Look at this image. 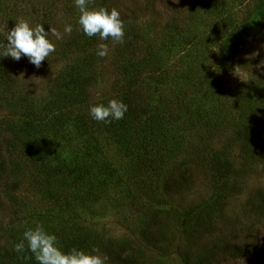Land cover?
<instances>
[{
	"label": "trees",
	"instance_id": "1",
	"mask_svg": "<svg viewBox=\"0 0 264 264\" xmlns=\"http://www.w3.org/2000/svg\"><path fill=\"white\" fill-rule=\"evenodd\" d=\"M90 2V9H111L119 0ZM22 4L23 0H0V42L21 20L32 27L43 24L45 31L55 28L62 32L65 24H71V34L54 43L55 52L45 61H65L70 54L72 62L48 85L45 102L35 103L18 83L19 71L14 70L10 58L0 56V109L5 113L0 118V264H36L27 247L16 253L14 244L40 221L36 220L46 211L45 205L55 207L60 218L67 214V218H79L80 213L68 210L71 204H81L84 212L104 197L106 188L100 185L99 192L95 190L99 184L90 181L94 174L108 186L125 188L121 195L130 205L127 229L136 230V235H131L134 241L104 238L95 231L87 233L83 224L74 221L72 243L77 247H73L89 253L96 248L100 255H107V264H143L142 243L162 250L160 256L167 257L171 244L167 237L172 232L166 231L165 217L174 196L186 186L192 188L197 168L207 178L208 198L177 210L183 245L177 263L219 264L244 256V243L222 223L230 220L225 207L240 192L238 186H244L258 166L264 169V85L241 86L246 95L230 98V89L219 78L223 70L214 69L229 66L264 33V0H248L250 7L239 20L233 21L232 12H221L224 25L218 29L215 43L219 47L215 68H207L204 75L205 57L196 43L174 44L169 39L158 44L150 26L141 27L136 19L120 15L128 37L122 44L115 43L110 58L115 96L128 110L122 120L110 124L96 122L88 114L90 105H107L87 92L98 75L95 65L101 58L93 55L101 41L79 31V12L73 0H28ZM196 12L193 9L192 16ZM55 17L61 20L57 27L51 26ZM110 42L102 41L108 48ZM255 86L261 94H252ZM57 143L81 145L80 163L51 164L47 155ZM113 147L121 155L118 168L104 158L105 149ZM253 164L248 175L246 168ZM57 177L63 191L53 189ZM73 189L81 201L74 199ZM245 204L264 220V187ZM217 224L223 227L218 233ZM43 228L46 230L45 222ZM197 231L207 239L201 255L191 250Z\"/></svg>",
	"mask_w": 264,
	"mask_h": 264
},
{
	"label": "rangeland",
	"instance_id": "2",
	"mask_svg": "<svg viewBox=\"0 0 264 264\" xmlns=\"http://www.w3.org/2000/svg\"><path fill=\"white\" fill-rule=\"evenodd\" d=\"M27 1L28 0H23L22 6H25ZM247 1L248 0H207V2L206 0H119V2L112 3L111 6L119 11L120 15H127L128 17L136 19L139 26H150L152 33H154L156 38H159H157L158 44H160L161 41L168 40L169 42V39L174 44H184L187 42L196 43L198 51H201L205 57L202 61L204 67L201 72V75H204L207 68H215V59L217 57V49L219 48L215 46V43L218 39V29L224 25V22L220 18L221 12H232L233 21H235V19L239 20L250 7V5H246ZM193 9L198 10V12L195 13L197 16H194L195 14L192 16L191 11ZM57 20L58 17H55L51 22V26L58 25L61 20ZM48 37L52 43L57 41L51 34ZM126 37H128V35H125L124 39H126ZM110 44L108 56L96 62L95 71L98 75L95 78L94 84L90 86L89 91H87L93 100L105 104H107L109 100L117 99L114 93L115 75L112 73L113 62H111L112 59L110 58L112 56V50L115 51L114 46L116 44L112 41ZM69 55L70 54H67L65 61H63L64 59L47 60L44 62L46 66L41 64L39 68L31 65L27 59L23 57H21L19 61L9 59V62H12L15 71H19L16 76L18 78V83L31 94L32 100L35 103H44L49 95L47 89L48 85L53 83L55 75L57 77V75L63 72L66 66L71 64L72 61L68 59ZM71 56L73 57V55ZM209 60L211 62L210 67L208 65ZM213 60L214 62L212 63ZM66 61L68 64H66ZM171 63L172 61L170 60L168 64ZM242 66L243 68L245 67L246 70L240 68ZM215 70H223L219 78L221 83L226 88L230 89L228 93L230 98L239 96L243 98L247 92L243 89L245 86H247L246 89H251L252 85L255 83L264 85V33L241 50L229 66L226 65L222 67V69L219 68L214 69V71ZM186 75L189 78V75ZM252 94H261L258 86L253 88ZM4 117L5 113L0 109V118ZM79 135L81 134L79 133L78 136ZM57 144L58 145H54L49 149L50 151L47 155L51 164L63 161L64 165L70 166L73 160L80 163V154L82 153L80 151L83 149L81 145L78 144L77 146L65 147L62 143ZM118 153V149L115 147L109 150L107 148L105 149L104 158L106 163L111 165V167H119L118 163L120 162L119 159L121 155ZM184 160L190 159L184 158ZM254 166L255 164L249 167L247 166L246 169L249 171H246V173L248 175L251 170H253ZM263 171V167L258 166L250 175L251 177H248L247 183H245L244 186H238L241 188L240 192L235 189L234 192L238 193L234 194L226 204L225 208L230 220H226V222L222 224L227 227L228 232L240 237V241L242 240L244 243L243 247L245 250L244 256L230 260L225 259L219 264H264V220L258 217L257 214L255 215V213H252L247 208V204H245L246 200L251 197L257 189L264 187ZM194 174L196 176V181H193L192 188L189 189L188 186L185 185L186 189H182L180 193L174 196V199L171 200L173 201L172 209L165 217V222L169 225L166 231H168V233L172 232V234L167 237L171 242L167 257L160 256L162 250L154 249V246H150L148 243H142L140 245L138 242L136 244L138 246L140 245L145 258L143 264H178L176 260H179L180 253H182L178 251L183 248V245L177 226L179 223L177 210L180 207L186 206V204H197L201 202L200 200H206L208 198L209 186L207 178L204 177L205 175L201 173L198 168ZM94 177L95 179L90 180L92 184H99L95 190L101 192L100 185H103L107 190V194L98 199L84 212H82L81 209L85 207H81V204H71L68 210L71 211L74 209L76 212L80 213L79 218H67L68 214L60 218L56 215L57 210L55 207L45 205L46 211L43 212V210H41L44 217L41 214L36 220H40L37 224L42 227H44L45 222L47 232L57 237L58 245L64 252L76 246L72 243V222L74 221H78L80 226L83 224L87 233L95 231L104 238L113 240L125 238L128 240L130 238L134 241L131 235H136V230H133L131 227L129 230L127 229L130 218L129 214H127V210L130 209V205L127 199L121 195V191L125 188H113L115 185L108 186L104 184L100 176L97 177L94 174ZM55 180V188L53 189H55L56 192L61 189L63 191L61 179L57 177ZM73 191L74 199L76 201H81L80 195L76 193V189H73ZM251 219H255L258 223H254ZM222 228L221 224H217L216 233L220 232L219 230ZM206 242L207 239L197 231L196 237L193 239V246L191 247L193 253L201 255L203 250L207 248ZM162 246L164 247L163 243ZM83 251L89 253L88 249H84ZM96 254H99V252ZM195 261L196 259H193V262ZM213 264L217 263L213 262Z\"/></svg>",
	"mask_w": 264,
	"mask_h": 264
},
{
	"label": "clouds",
	"instance_id": "3",
	"mask_svg": "<svg viewBox=\"0 0 264 264\" xmlns=\"http://www.w3.org/2000/svg\"><path fill=\"white\" fill-rule=\"evenodd\" d=\"M89 3L90 0H73L74 7L79 12L77 25L84 36L97 37L98 41H101L97 43L96 56L103 59L108 56L109 48L102 41L124 43L125 22L115 8L90 9ZM72 31L71 24H65L62 32L55 28H48L45 31L43 24L32 27L28 21L21 20L5 32L4 39L0 42V56L13 61H19L23 56L31 65L39 68L41 62L55 52V44L48 39L49 34L60 41ZM127 110L128 106L123 101L112 99L107 105H90L88 114L96 122L110 124L122 120ZM25 247L32 253L36 264H107L108 262L107 255L96 254L98 253L96 248H93L91 253L76 248L64 252L58 245L57 237L39 224L23 232L22 239L14 244L13 251L22 253Z\"/></svg>",
	"mask_w": 264,
	"mask_h": 264
}]
</instances>
